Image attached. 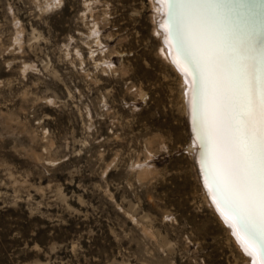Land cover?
Instances as JSON below:
<instances>
[{
  "label": "rangeland",
  "instance_id": "374dc122",
  "mask_svg": "<svg viewBox=\"0 0 264 264\" xmlns=\"http://www.w3.org/2000/svg\"><path fill=\"white\" fill-rule=\"evenodd\" d=\"M164 49L152 0H0V264H253Z\"/></svg>",
  "mask_w": 264,
  "mask_h": 264
},
{
  "label": "bare ground",
  "instance_id": "6f19581e",
  "mask_svg": "<svg viewBox=\"0 0 264 264\" xmlns=\"http://www.w3.org/2000/svg\"><path fill=\"white\" fill-rule=\"evenodd\" d=\"M165 53L185 83L190 152L210 203L253 264H264V233L249 230L221 199L225 147L239 144L247 73L264 77V0L190 6L152 0ZM214 57V59H213Z\"/></svg>",
  "mask_w": 264,
  "mask_h": 264
},
{
  "label": "snow or ice",
  "instance_id": "6c2138e0",
  "mask_svg": "<svg viewBox=\"0 0 264 264\" xmlns=\"http://www.w3.org/2000/svg\"><path fill=\"white\" fill-rule=\"evenodd\" d=\"M59 3V0H56ZM176 3L177 0H171ZM190 6H210L230 0H182ZM214 59V57H213ZM248 97L242 113L243 134L239 144L225 147L223 171L228 193L220 191L221 199L241 213L245 226L258 227L264 233V77L259 82L249 66Z\"/></svg>",
  "mask_w": 264,
  "mask_h": 264
}]
</instances>
